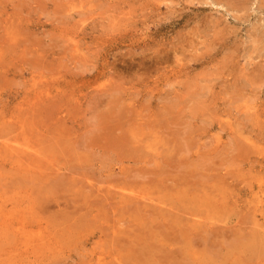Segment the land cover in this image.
<instances>
[{"label": "rangeland", "instance_id": "1", "mask_svg": "<svg viewBox=\"0 0 264 264\" xmlns=\"http://www.w3.org/2000/svg\"><path fill=\"white\" fill-rule=\"evenodd\" d=\"M0 264H264V0H0Z\"/></svg>", "mask_w": 264, "mask_h": 264}]
</instances>
